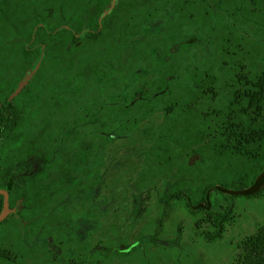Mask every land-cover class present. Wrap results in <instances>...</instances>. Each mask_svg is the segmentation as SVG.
<instances>
[{"label": "trees", "instance_id": "trees-1", "mask_svg": "<svg viewBox=\"0 0 264 264\" xmlns=\"http://www.w3.org/2000/svg\"><path fill=\"white\" fill-rule=\"evenodd\" d=\"M111 1L0 0V189L8 191L11 205L23 200L21 213L0 223V259H4V246L17 247L13 242L16 233L7 224L14 216L18 223L13 227H18V234H23L32 246L36 240L44 241L41 248L49 262L92 264L91 252L86 261L62 254L61 248L66 244L65 236L59 235L63 224L53 219L52 205L48 203L54 201L60 189L51 188L46 182L49 166L43 165L34 174L27 170L22 174L19 167L24 166L20 152L26 143L22 138L29 137L26 142L31 143L29 151L34 153L37 149L32 137L40 136L34 129L36 133L44 129V125L32 122L43 116L44 122L54 123L49 113L45 115L46 105L40 101L45 99L42 93L48 73L52 77L47 82L54 90L57 88L53 83L68 76H87L96 83L103 82V88H117V92L104 95L108 100L101 103L98 111L92 113L89 109L88 120L94 113L115 119L123 117L135 103L149 104L151 98L166 93L180 81L178 69L182 62L195 67L191 49L202 47L209 37L213 38L217 49L214 62H206L205 68L194 71L189 68L185 84L187 106L199 105L201 99L208 104L227 101L224 108L213 111L209 120L203 118L206 132L202 138L208 140L202 146L215 155L199 164L208 166L203 170L209 176L200 177L201 182L192 191L172 186L168 194L159 195L160 215L166 216L174 201H182L191 214L203 216L196 226L208 224L213 230L205 236L216 241L232 219L235 200L264 195V0H117L111 12L104 15ZM252 28L255 30L250 31ZM39 61L40 67L28 85L9 102L19 82ZM150 72L160 74V93L140 90L118 105V96L125 94L133 78ZM59 96L50 105L59 103ZM96 99L100 102L102 98ZM180 108L175 100L164 108V114L170 118ZM125 121L130 122V118ZM104 128L109 129L107 125ZM125 130L121 128L118 134H126ZM4 150H8L7 155ZM141 162L145 166L153 160L145 157ZM168 162L174 161L161 159L158 166ZM45 163L51 165L52 158L46 157ZM214 196L224 198L226 207L222 213L216 208ZM148 200V191H143L137 217L144 212ZM2 207L0 194V212ZM162 223L161 219L156 232ZM237 250L232 264H264V226L242 239Z\"/></svg>", "mask_w": 264, "mask_h": 264}, {"label": "rangeland", "instance_id": "rangeland-1", "mask_svg": "<svg viewBox=\"0 0 264 264\" xmlns=\"http://www.w3.org/2000/svg\"><path fill=\"white\" fill-rule=\"evenodd\" d=\"M116 3L117 0H112L104 15L109 14ZM208 40L202 47L191 49L195 67H187V61L179 66L178 83L166 93L151 98L149 104L135 103L123 117L115 119H109L108 114L94 113L88 120L91 115L89 109L92 113L98 111L101 103L108 100V96L104 95L117 92V88H103V82L96 83L87 76L79 77L81 79L68 76L53 79H57L53 83V87L57 88L54 90L47 82L52 77L48 73L42 93L45 99L40 101L46 105L45 115L49 113L54 123L44 122L43 116L32 122L44 125V129L37 133L34 129V133L40 135L32 137L37 149L34 153L29 151L31 143L26 142L29 137L22 138L26 144L21 146L19 154L24 166L19 167L22 174L27 171L34 174L39 173L43 165L49 166L46 182L51 188L60 189L54 201L48 203L52 205L53 219L63 224L59 235L66 239L61 248L64 257L84 261L85 255L91 252L92 264H232L239 252L237 244L264 226V195L235 200L232 219L226 224L222 238L216 241H209L205 236L206 232L213 230L208 224H203L201 228L196 226L203 216L191 214L182 201H174L168 214L160 215L162 208L158 196L168 194L172 186L194 190L201 182L200 177L209 176L207 170H203L208 166L199 162L215 155L214 151L202 146L208 140L207 137L202 138L206 132L203 118L209 120L213 111L224 108L227 101L223 100L224 104H208L201 99L199 105L187 106L189 98L185 90L189 68L193 71L205 68L206 62L215 60V43L211 37ZM40 64L39 61L35 69L26 73L10 95L12 99L21 94ZM143 65L147 67V62L143 61ZM98 78H101L100 74ZM133 79L125 94L118 96V105L126 103L129 96L135 97L140 90L147 89L150 94L160 93L158 88L162 81L159 73L150 72ZM121 84L120 79L117 80V85ZM58 94L59 103L50 105ZM99 96L102 98L100 102L96 99ZM89 99L96 102L90 103ZM175 100L182 108L167 118L164 108ZM103 111L106 112V108ZM127 118L130 122L125 121ZM54 124L57 127L53 128ZM104 125L109 129H105ZM121 128L126 129V134H118ZM104 131L108 133L102 134ZM3 153L7 155L8 150ZM48 156L52 158L51 165L45 163ZM145 157L151 158L153 163L144 166L141 160ZM169 158L174 162L158 166L161 159ZM61 179L63 182H59ZM143 191H148L149 200L144 212L137 217ZM214 198L216 208H220L222 213L226 207L224 198ZM45 204L48 206L47 202ZM22 205L23 200L19 199L13 202L11 209L21 213ZM161 219L163 223L156 232ZM14 223L18 222L13 216L7 224L10 228L12 225L11 230L16 233L13 242L17 247L9 249L15 252L18 248L23 250V253L20 252L23 264H62L49 262L47 253L41 248L44 241L36 240L32 246L30 240L18 234L19 228L16 227V230ZM4 228H7L6 225ZM2 229L0 227V237ZM5 261L0 259V264H7Z\"/></svg>", "mask_w": 264, "mask_h": 264}, {"label": "flooded vegetation", "instance_id": "flooded-vegetation-1", "mask_svg": "<svg viewBox=\"0 0 264 264\" xmlns=\"http://www.w3.org/2000/svg\"><path fill=\"white\" fill-rule=\"evenodd\" d=\"M36 203L39 204L40 202H36ZM9 206H10V209L13 208V206L10 204V196H9ZM11 215L18 216L19 213L11 209V213L8 215V217ZM2 251L5 253L3 257L8 262L7 264H15V261H19V260L21 261V263H18V264H23V258H21L22 255L20 254V252L23 253V250H21L20 248H18L16 252L13 249H7V248L3 249ZM15 253H17V256ZM85 257L87 258V254L85 255ZM86 258H85V261H86ZM53 259L55 260V256L53 257Z\"/></svg>", "mask_w": 264, "mask_h": 264}, {"label": "water", "instance_id": "water-1", "mask_svg": "<svg viewBox=\"0 0 264 264\" xmlns=\"http://www.w3.org/2000/svg\"><path fill=\"white\" fill-rule=\"evenodd\" d=\"M12 100V97L8 99L10 102ZM0 194L3 196V207L0 212V223L5 221L8 217V215L11 213V209L9 206V193L6 189H0Z\"/></svg>", "mask_w": 264, "mask_h": 264}]
</instances>
